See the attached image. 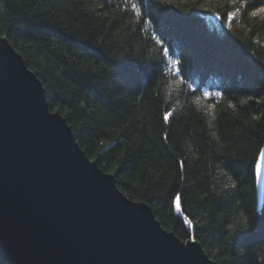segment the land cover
<instances>
[{
  "label": "trees",
  "instance_id": "1",
  "mask_svg": "<svg viewBox=\"0 0 264 264\" xmlns=\"http://www.w3.org/2000/svg\"><path fill=\"white\" fill-rule=\"evenodd\" d=\"M259 7L264 0H173L164 18L173 43L178 31L195 54L181 44L175 58L188 57L197 95L221 93L199 101L171 74L137 77L133 65L109 71L125 60L147 63L159 49L149 16L126 11L122 0H0V35L125 196L145 201L181 240L195 235L217 264H264V201L257 210L253 172L264 144V14L250 15ZM144 11L161 19L155 0H144ZM196 26L206 36L194 38ZM176 192L182 213L169 199ZM241 212L250 222L257 216L256 232L237 242L228 224Z\"/></svg>",
  "mask_w": 264,
  "mask_h": 264
},
{
  "label": "water",
  "instance_id": "2",
  "mask_svg": "<svg viewBox=\"0 0 264 264\" xmlns=\"http://www.w3.org/2000/svg\"><path fill=\"white\" fill-rule=\"evenodd\" d=\"M0 37V257L9 264H217L200 243L180 246L145 201L120 191L75 143L65 118L47 112L42 82ZM255 196L259 210L264 181L255 179Z\"/></svg>",
  "mask_w": 264,
  "mask_h": 264
},
{
  "label": "snow or ice",
  "instance_id": "3",
  "mask_svg": "<svg viewBox=\"0 0 264 264\" xmlns=\"http://www.w3.org/2000/svg\"><path fill=\"white\" fill-rule=\"evenodd\" d=\"M122 4L126 11L130 9L133 13L139 15L142 20L145 15L149 16V19L145 22L148 23L150 26L154 25L155 35L152 36L151 39L154 40V43L156 45H159V49L157 51V54L151 59V61L147 63L143 61L136 63V62H130V61L125 60V61H121L120 63L114 64L112 68L109 69V71H112L114 74H117L114 71L117 65H120V66L133 65L137 71V77L147 76L149 72L152 75H158V76H165L166 74H171L173 78H176L179 80L180 85L185 86L187 88L190 95L196 96L197 101H199L202 97L208 98V97H214V96L221 95L220 92H214V93L202 92L200 93V95H197V93L200 91L199 87H194V84L196 83V81L186 74L187 68L183 66V65L188 64L189 62L188 57L185 56L184 52L182 51L180 53V58L179 59L175 58L173 50L175 47H178L181 44L191 49L193 58H195V54H194V50L191 44L189 43V40L178 31L175 36L176 43L175 44L173 43V35L169 31V25L164 19L169 14H172L169 11V9L170 7L173 6V0H155V5L158 6L160 9V12H159V16L161 17L160 20H153L151 18V13L144 11V0H122ZM101 7H103V5H101ZM201 7H203V5H201ZM258 13L264 14V7L256 8L254 11L250 13V15L255 17L257 16ZM230 15H233V14H230ZM186 19L187 18L184 17V18H181L180 20L186 21ZM200 35L206 36V34L202 33L200 29L197 27V31L194 33V38ZM0 38H3V37H0ZM94 51L95 50L89 51L87 54L89 56H93ZM27 72L28 73L32 72V69L30 68L27 69ZM192 76H195V73H192ZM50 107H51V104L48 102L47 112L49 114H50L49 112ZM59 111H60V108H59V105H57L56 107L52 108L51 115L58 116ZM173 116H174V110H172L171 107H169L168 110L163 112V120L166 123H170ZM253 119H256V117H253ZM166 138L167 137H165V139ZM75 143L77 144L78 142L75 140ZM87 161L89 160L87 159ZM179 166H180V169L183 170L184 162L180 161ZM253 172H254L255 179L257 180V182L264 181V150H262L260 155L257 157L254 163V166H253ZM111 174L112 173L109 172L108 176H110ZM224 187L235 188L236 185L231 184V185H225ZM129 199H131V197H129ZM169 199L172 205L174 206L175 210L177 211V213H182L181 193L176 192L174 196H170ZM126 200L128 201V199ZM136 203H141V202H136ZM136 203H132V204H136ZM237 203H239V201H237ZM239 215L241 219L243 218L247 220L248 226L242 227L238 223H229L227 234L231 236L233 233H235L236 237H238L237 242L248 241L255 237L257 216L254 217L253 222H250L249 218L245 216L243 212H241ZM183 220H184L185 225L187 226L186 231L194 228L193 220L190 219L188 216H184ZM163 232L165 233V231ZM261 239L264 240V238H261ZM175 241L180 246H184V247H187L189 244L198 246L200 243V241L196 238L195 235H189L183 241H181L179 238H175Z\"/></svg>",
  "mask_w": 264,
  "mask_h": 264
},
{
  "label": "clouds",
  "instance_id": "4",
  "mask_svg": "<svg viewBox=\"0 0 264 264\" xmlns=\"http://www.w3.org/2000/svg\"><path fill=\"white\" fill-rule=\"evenodd\" d=\"M240 226H242V227H247L248 226V224H247V220L246 219H241V220H239L238 222H237Z\"/></svg>",
  "mask_w": 264,
  "mask_h": 264
},
{
  "label": "bare ground",
  "instance_id": "5",
  "mask_svg": "<svg viewBox=\"0 0 264 264\" xmlns=\"http://www.w3.org/2000/svg\"><path fill=\"white\" fill-rule=\"evenodd\" d=\"M260 152V151H259ZM259 154V153H258Z\"/></svg>",
  "mask_w": 264,
  "mask_h": 264
}]
</instances>
